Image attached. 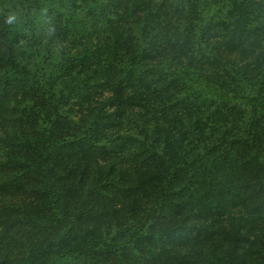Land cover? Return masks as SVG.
<instances>
[{
	"label": "trees",
	"instance_id": "trees-1",
	"mask_svg": "<svg viewBox=\"0 0 264 264\" xmlns=\"http://www.w3.org/2000/svg\"><path fill=\"white\" fill-rule=\"evenodd\" d=\"M0 264H264V0H0Z\"/></svg>",
	"mask_w": 264,
	"mask_h": 264
},
{
	"label": "clouds",
	"instance_id": "clouds-1",
	"mask_svg": "<svg viewBox=\"0 0 264 264\" xmlns=\"http://www.w3.org/2000/svg\"><path fill=\"white\" fill-rule=\"evenodd\" d=\"M17 20V16L16 14H10L8 17H7V23L9 24H12L13 22H15Z\"/></svg>",
	"mask_w": 264,
	"mask_h": 264
}]
</instances>
